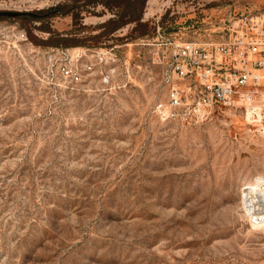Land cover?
<instances>
[{
	"label": "rangeland",
	"instance_id": "rangeland-1",
	"mask_svg": "<svg viewBox=\"0 0 264 264\" xmlns=\"http://www.w3.org/2000/svg\"><path fill=\"white\" fill-rule=\"evenodd\" d=\"M125 1L0 0L39 14L0 17V264H264L245 204L264 197V135L238 106L159 112L155 56L229 38V10L264 0L139 1L140 30ZM104 45L116 62L61 75Z\"/></svg>",
	"mask_w": 264,
	"mask_h": 264
},
{
	"label": "built area",
	"instance_id": "built-area-1",
	"mask_svg": "<svg viewBox=\"0 0 264 264\" xmlns=\"http://www.w3.org/2000/svg\"><path fill=\"white\" fill-rule=\"evenodd\" d=\"M229 23L231 35L225 40H174L167 53L155 54L164 66L163 81L170 86L168 102L159 103L157 109L167 117H178L180 109L193 107L197 120L203 121L213 113L215 104L238 106L264 135V7L240 19L230 9ZM71 58L72 64L61 66L60 73L72 85L82 82L98 61L118 60L114 47L108 45L83 48ZM258 220L264 222V218Z\"/></svg>",
	"mask_w": 264,
	"mask_h": 264
},
{
	"label": "bare ground",
	"instance_id": "bare-ground-1",
	"mask_svg": "<svg viewBox=\"0 0 264 264\" xmlns=\"http://www.w3.org/2000/svg\"><path fill=\"white\" fill-rule=\"evenodd\" d=\"M152 1V0H150ZM149 1V2H150ZM264 178L260 177L256 183H259L263 181ZM254 192H258L257 190H252ZM246 204L247 212L250 214V216L256 218V219H262L264 218V197L259 202L257 199H254Z\"/></svg>",
	"mask_w": 264,
	"mask_h": 264
},
{
	"label": "trees",
	"instance_id": "trees-1",
	"mask_svg": "<svg viewBox=\"0 0 264 264\" xmlns=\"http://www.w3.org/2000/svg\"><path fill=\"white\" fill-rule=\"evenodd\" d=\"M131 1L132 0H126L125 1L127 3L126 4L127 7H126V10H125L124 14H125V16L129 14V19L130 20H133L134 22H137L138 23V25L135 27V30H140L143 24L140 22L141 17L139 15V13L135 11V9L137 7V3L136 2L142 1V4H143L145 0H133L132 2ZM131 3L132 4H136V6H134V7L132 6L131 7ZM132 11H133V15H132ZM119 25L120 24L114 25L113 28H112V30H115ZM141 32L142 33H145L146 31L145 30H141Z\"/></svg>",
	"mask_w": 264,
	"mask_h": 264
},
{
	"label": "water",
	"instance_id": "water-1",
	"mask_svg": "<svg viewBox=\"0 0 264 264\" xmlns=\"http://www.w3.org/2000/svg\"><path fill=\"white\" fill-rule=\"evenodd\" d=\"M59 12V10H52L49 13H46L45 15H49L50 13H56ZM23 15H34L35 17H38L39 14L32 13V12H22V11H10V10H0V17H18Z\"/></svg>",
	"mask_w": 264,
	"mask_h": 264
},
{
	"label": "flooded vegetation",
	"instance_id": "flooded-vegetation-1",
	"mask_svg": "<svg viewBox=\"0 0 264 264\" xmlns=\"http://www.w3.org/2000/svg\"><path fill=\"white\" fill-rule=\"evenodd\" d=\"M52 10H59V11H61V9L59 8V7H56V8H54V9H52ZM51 10V11H52ZM51 11H48L47 13H49V12H51ZM56 13H59V12H56ZM23 16H26V15H23Z\"/></svg>",
	"mask_w": 264,
	"mask_h": 264
}]
</instances>
